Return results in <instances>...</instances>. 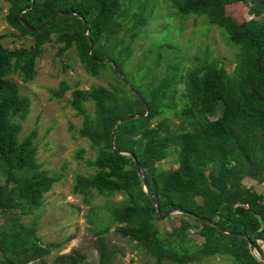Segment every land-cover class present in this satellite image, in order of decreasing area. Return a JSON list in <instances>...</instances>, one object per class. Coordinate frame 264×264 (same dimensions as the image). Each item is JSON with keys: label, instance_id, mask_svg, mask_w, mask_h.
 <instances>
[{"label": "trees", "instance_id": "16d2710c", "mask_svg": "<svg viewBox=\"0 0 264 264\" xmlns=\"http://www.w3.org/2000/svg\"><path fill=\"white\" fill-rule=\"evenodd\" d=\"M171 1L180 16L202 18L208 26L217 27L239 49L237 66L228 72L219 60L206 56L194 61L185 76L187 58L169 60L162 74H156L159 60H147L136 68L142 71L137 96L111 64L90 57L89 47L93 42L92 57L113 60L123 76L122 67L133 54L135 37L155 16L156 0L150 11L142 0H4L8 27L32 38L34 45L8 50L0 44V172L4 176L0 215L15 212L19 218L34 214L43 206L45 195L64 178L61 172L45 170L38 161L37 128L20 141L22 122L28 118L32 102L11 79L33 81L37 60L56 35V42L63 45L58 56L74 47L89 75L110 69L113 76L107 87L75 88L69 101L83 118L77 136L97 151L96 158L87 162L94 173L78 174L74 193L88 197L96 191L107 200L122 197L105 207L108 222L92 231L99 264H115V251L105 239L114 226V234L135 243L154 258L153 264H189L213 256L231 264H261L254 258L249 240L264 258V192L244 181L250 177L264 183V19L258 18L264 0H254L255 18L250 21L243 18L242 8L249 7L251 0ZM61 12L81 18L61 16L37 32L20 22L37 29ZM82 18L89 25V36ZM185 81L186 92L182 93L179 88ZM70 90L63 80L52 94L62 99ZM87 103L94 106L92 113ZM217 109L219 115L210 119ZM134 114L142 116L119 124L114 148L136 158L163 213L182 209L217 227L187 214L167 217L170 228L163 226L156 206L143 191L132 158L111 147L117 121ZM172 116L180 123L173 122ZM74 129L69 128L70 132ZM84 154L80 150L77 157ZM172 154L177 156L178 168L161 167ZM18 218L13 229L0 223V264H48L45 260L53 252L75 239L41 246L37 236L41 216H35L29 225L18 224ZM85 260L73 250L59 255L52 264H83Z\"/></svg>", "mask_w": 264, "mask_h": 264}, {"label": "rangeland", "instance_id": "374dc122", "mask_svg": "<svg viewBox=\"0 0 264 264\" xmlns=\"http://www.w3.org/2000/svg\"><path fill=\"white\" fill-rule=\"evenodd\" d=\"M156 1L155 16L149 25L145 26L135 37L133 54L122 67L123 77L132 88L140 89L139 79L142 71H137L136 68L143 66L147 60H159V69L156 70V74H162L165 71L169 60L174 62L179 58H187L184 70L186 76L192 63L206 56L209 59L219 60L228 72H233L237 66L239 49L232 43L229 44L227 38L217 27L208 26L202 18L180 16L171 0ZM251 1L252 4L249 7L242 8L243 18L249 21L255 18L252 10L254 0ZM152 2L154 0H142L141 3L147 7L145 10L150 11ZM0 5L2 6L0 44L8 50L33 47L32 38L23 36L8 27L4 19L7 8L4 0H0ZM260 9L262 14L258 18L264 19V6H260ZM114 43L115 41L105 46L110 48ZM167 46H171L172 49ZM62 47L63 45L56 42L55 35L53 42L45 46L43 55L37 60L35 79L28 83L23 82L17 76H12L11 79L19 85L21 94L29 97L32 102L29 116L22 122L20 141L24 140L34 128H37L35 143L38 145V161L43 164L45 170L50 173L61 172L64 178L45 195L43 206L34 214L18 218V213L10 212L5 216L0 215V223L5 228L13 229L11 225L17 218L18 224L29 225L35 216H41L37 232L41 246L61 243L70 237L75 238L60 251L53 252V255L45 260L48 264H52L59 255L70 254L73 250L79 251L86 257L83 264H99V254L93 247L95 238L92 231L99 224L108 222L109 216L105 207L113 201L118 202L122 197L116 195L107 200L96 191L88 197L74 193L75 177L78 174L94 173V169L88 167L87 162L96 158L97 151L92 148L89 141L77 136L76 131L81 129L83 118L71 108L69 101L72 97V90L75 88L90 90L94 86L107 87L108 83L113 80V76L110 69H106L98 76L89 75L84 70L74 47L61 56L57 55ZM98 59H101V56ZM63 80L68 81L71 90L64 98L57 99L53 96L52 89L58 88ZM179 89L182 93L186 92V81ZM86 106L90 113L94 111L92 104L87 103ZM218 115L217 109L209 115V118L215 119ZM172 121L176 124L180 123L175 116H172ZM71 125L75 128L73 132L69 130ZM80 150H85V154L79 159L77 153ZM161 167L167 170L178 168L177 156L172 154L170 158L161 163ZM244 183L248 187L256 188L259 192H264V183H259L250 177L246 178ZM3 185L4 176L0 172V187ZM163 221V226L169 229L171 224L165 222L166 218ZM115 228L116 226L105 237L109 247L115 251V264L154 263V258L145 254L135 243L114 234ZM29 264H40V262ZM189 264L231 263L221 256H213Z\"/></svg>", "mask_w": 264, "mask_h": 264}, {"label": "water", "instance_id": "95a60500", "mask_svg": "<svg viewBox=\"0 0 264 264\" xmlns=\"http://www.w3.org/2000/svg\"><path fill=\"white\" fill-rule=\"evenodd\" d=\"M28 9H25L23 11H20L19 14L21 12H25L27 11ZM61 16H79L77 15L76 13H58L52 20L46 22L44 25H42L41 27L35 29V28H32L30 26H28L26 24V22L24 20H20V22H22V24L31 32H37V31H40V30H43L47 27H49L50 25H53L55 22H57V20L61 17ZM80 17V16H79ZM81 18V17H80ZM83 23H84V27H85V33L86 35L89 36L90 34V31H89V25L87 23V21L85 19H83ZM92 48H93V42H90V47H89V55L90 57L96 61V62H99V63H108V64H111L113 67H114V70L116 72V74L119 76L120 80L125 84L127 85V87L134 93L136 94L137 96L138 93L135 91L134 88H132V86L123 78L122 74H121V71L119 70L118 66L116 65V63L113 61V60H110V59H106V60H102V59H97V58H93L92 57ZM150 113V111L148 110L147 114L145 115H148ZM142 114H134V115H131V116H127V117H124V118H120L118 121H117V124H116V128L113 132V136H112V141H111V147L112 149L118 151L120 154H125V155H128L132 158L134 164H135V168H136V171H137V174L139 175L141 181H142V184H143V191L145 193L148 194V196L151 198V200L153 201L154 205L156 206L157 208V211L161 217V219H165L167 217H170V216H173V215H176V214H187V215H190V216H193L205 223H208L214 227H217V225L213 222H210L208 221L207 219H204V218H199L195 215H192L191 213L187 212V211H184L182 209H171V210H168L167 212L163 213L160 208H159V203L158 201L155 199V197L152 195L151 193V190H150V187H149V184L147 182V180H145V177H144V174H143V171L141 169V166L139 165V163L137 162L136 158L128 151H123V150H119V149H115L114 148V143H115V138H116V134H117V131H118V128H119V124L124 122V121H128V120H132L136 117H141ZM225 235H228V236H232V235H236V236H239V237H243V238H248V236L246 234H230V233H226L224 232ZM249 244H250V250L254 256V258L260 262L261 264H264V258L261 256V254L259 253V251L256 249L255 245L252 243V241L249 240Z\"/></svg>", "mask_w": 264, "mask_h": 264}, {"label": "crops", "instance_id": "0c3cea01", "mask_svg": "<svg viewBox=\"0 0 264 264\" xmlns=\"http://www.w3.org/2000/svg\"><path fill=\"white\" fill-rule=\"evenodd\" d=\"M262 251L264 252V244H261Z\"/></svg>", "mask_w": 264, "mask_h": 264}]
</instances>
